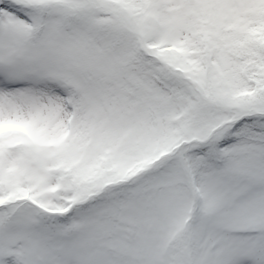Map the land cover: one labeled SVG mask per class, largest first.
Returning <instances> with one entry per match:
<instances>
[{"label": "snow or ice", "instance_id": "6c2138e0", "mask_svg": "<svg viewBox=\"0 0 264 264\" xmlns=\"http://www.w3.org/2000/svg\"><path fill=\"white\" fill-rule=\"evenodd\" d=\"M0 264H264V0H0Z\"/></svg>", "mask_w": 264, "mask_h": 264}]
</instances>
